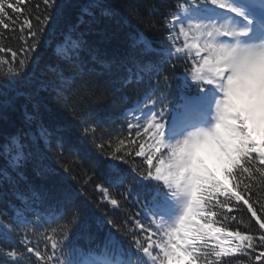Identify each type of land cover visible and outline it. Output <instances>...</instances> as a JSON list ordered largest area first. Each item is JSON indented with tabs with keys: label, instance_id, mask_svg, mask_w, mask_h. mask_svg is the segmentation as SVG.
Instances as JSON below:
<instances>
[{
	"label": "trees",
	"instance_id": "obj_1",
	"mask_svg": "<svg viewBox=\"0 0 264 264\" xmlns=\"http://www.w3.org/2000/svg\"><path fill=\"white\" fill-rule=\"evenodd\" d=\"M184 2L56 0L49 8L43 0H25L22 13L9 10L15 23H10L9 29L0 26V46L5 49L0 57L11 63V52L7 51L11 49L17 53L13 67L19 68V59L25 55L30 62L19 76L6 74V68L0 71V146L10 145L11 137H20L28 158L14 171L8 158L0 155V170L10 174L0 181V221L12 228L11 239L0 230V251L15 250L23 254L21 264H39L26 253L22 241L27 236L33 247L51 254L44 237L55 228L57 255L65 264L89 259L90 252L99 254L105 247L110 253L123 249L136 256L134 236L141 232L133 218L150 226L153 193L149 189L153 181L138 179V174L148 170L144 157L133 154L126 162L112 161L108 154L120 146V140L125 141L124 150L133 153L140 143H151L143 128L152 117L144 119L142 114L152 111L148 105L153 100L156 111L162 110L166 120L182 109L187 92L199 90L200 85L185 74L190 68V59L185 58L189 54L174 52L184 45L181 25L167 23L180 15ZM85 9L94 16L84 15ZM102 9L110 14L103 15ZM45 15L51 20L41 33L36 17ZM26 17L38 33L35 38L28 37L26 27L20 31ZM81 34L86 44L79 58L61 59L58 46L67 40L70 48L71 40ZM33 43L38 45L36 51L26 53ZM97 61H106L109 66ZM61 75L67 84L61 83ZM25 111L34 113L35 119L27 121ZM138 120L142 121L139 127ZM92 126L94 131L86 132ZM41 127L50 130L49 140L38 139ZM137 132L142 135L137 137ZM132 140L136 143L128 148ZM164 155V151L158 153L153 163ZM110 163L118 165L123 182L115 183L117 176L110 172ZM98 186L107 188L120 201L119 209L103 199ZM252 192L253 200L264 203V179L253 183ZM222 215L227 218L216 217L220 221L216 227L259 234L246 206L232 213L225 209ZM233 215L242 223L233 221ZM225 241L226 246L235 243ZM254 247L264 250L258 241ZM255 254L249 250L248 255H234L222 264H264V259L255 261Z\"/></svg>",
	"mask_w": 264,
	"mask_h": 264
},
{
	"label": "snow or ice",
	"instance_id": "obj_2",
	"mask_svg": "<svg viewBox=\"0 0 264 264\" xmlns=\"http://www.w3.org/2000/svg\"><path fill=\"white\" fill-rule=\"evenodd\" d=\"M55 2L56 0H43L44 5L49 8L55 5ZM24 3L25 0H0V26L9 29L10 23H15L9 10L13 14L22 13ZM180 8V15L167 21L172 25L179 22V31L185 37L183 48H175L174 52L178 54L184 51L189 54L185 58L190 59V68L185 74L193 82L202 89L211 86L220 94L215 104V119H223L227 115L225 106L228 99L234 89L240 86L238 82L243 81L245 88L255 85L264 92V0H185L180 4ZM253 9H259L261 15H257ZM101 12L103 15L110 14L107 9H102ZM84 15L94 16V13L85 9ZM6 19L9 23H5ZM36 19L41 24L42 33L51 17L45 15L42 19ZM83 22L82 17L81 23ZM25 27L29 29V38L37 37L38 33L33 30L31 20L27 17L20 31L23 32ZM257 28L260 30L258 36ZM189 40L192 43H189ZM25 43L27 44V40ZM85 44L81 34L71 40L70 48L67 40L58 46L57 55L61 59H78ZM37 47L38 45L33 43L24 51L32 53ZM4 51L0 46V53ZM7 51L11 52L12 61L10 63L0 57V71L6 68V74L21 75L30 62L27 55L19 59V68H16L12 65L16 62L17 53L11 49ZM97 62L104 67L109 66L106 61ZM61 83H68L62 75ZM221 97L224 99L221 100ZM155 104L156 101L153 100L148 105L152 111L142 114L144 119L152 117L143 128V135L147 136L151 143H140L139 149L133 153L125 151V141L120 140V146L108 154L112 161L126 162V158L133 154L136 157H144L148 170L146 174H138V179L154 181L149 189L153 193V217L149 219L150 226L146 227L139 219L133 218L135 228L141 232L140 236H134L136 256L133 257L130 251L123 249L110 253L105 247L99 254L90 252L89 259L74 260L70 264H222L223 260L234 255H248L249 250L256 253L255 261L264 259V250L258 251L254 247V241H258L264 249V203L252 199L253 183L264 179V142L252 139L246 135L245 129L240 128L243 140L224 178L202 173L194 170L189 163L188 149L193 137H187V134L182 137L174 136L168 125L163 122V111L158 113ZM233 118L243 123L239 114ZM25 119L30 122L35 119V114L25 111ZM141 123L142 121L138 120L136 126L139 127ZM129 127L133 125L129 124ZM90 131H94V126L86 129V132ZM36 135L39 140H49L51 132L48 128L41 127ZM136 135L140 137L142 133L137 132ZM10 142V145L0 146V155L7 157L9 167L16 171L23 167L28 153L22 138L11 137ZM135 143L136 141L132 140L127 147L130 148ZM98 147L102 148L103 145ZM162 148L166 153L154 164V158L161 153ZM121 152L123 154L118 155ZM108 168L117 176L115 183L123 182L124 177L116 163H110ZM9 175L0 170V181L8 179ZM98 187L103 199L119 209L120 201L112 197L107 188ZM220 196L224 199L221 200ZM233 201L234 205L230 206ZM243 206H246L247 212L258 225V235L241 232L239 229L228 232L225 227L215 226L220 222L216 217L221 216V220L227 218L222 215L225 209L227 213H232ZM144 215L147 217L148 213L145 212ZM73 216L78 220L75 211ZM231 219L238 224L242 223L237 221L235 215ZM0 230L11 239V226L0 221ZM55 232L56 229L53 228L52 232L44 237L49 241L46 248H50L51 254L42 252L39 246L33 247L32 241L25 236L22 243L26 253L32 254L39 264H52L54 260L56 264H65L57 255L59 241ZM221 233L225 239L235 243L226 246L222 242ZM0 256L5 257L0 260V264H21L23 260V254L15 250L0 251Z\"/></svg>",
	"mask_w": 264,
	"mask_h": 264
},
{
	"label": "clouds",
	"instance_id": "obj_3",
	"mask_svg": "<svg viewBox=\"0 0 264 264\" xmlns=\"http://www.w3.org/2000/svg\"><path fill=\"white\" fill-rule=\"evenodd\" d=\"M238 84L240 86L234 89L225 106V118L215 119L212 125L187 133V137H193L188 157L194 170L224 178L243 140L240 128L252 139L264 142V92L255 85L245 88L243 81ZM236 114L243 123L233 118Z\"/></svg>",
	"mask_w": 264,
	"mask_h": 264
},
{
	"label": "rangeland",
	"instance_id": "obj_4",
	"mask_svg": "<svg viewBox=\"0 0 264 264\" xmlns=\"http://www.w3.org/2000/svg\"><path fill=\"white\" fill-rule=\"evenodd\" d=\"M221 239H222V242H223L224 244H226V241H225L224 236H221Z\"/></svg>",
	"mask_w": 264,
	"mask_h": 264
}]
</instances>
